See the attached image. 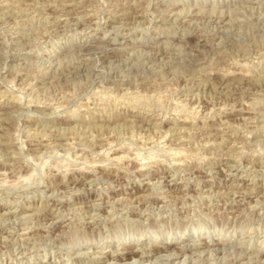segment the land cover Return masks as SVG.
Listing matches in <instances>:
<instances>
[{
    "label": "rangeland",
    "instance_id": "obj_1",
    "mask_svg": "<svg viewBox=\"0 0 264 264\" xmlns=\"http://www.w3.org/2000/svg\"><path fill=\"white\" fill-rule=\"evenodd\" d=\"M0 18V264H264V0Z\"/></svg>",
    "mask_w": 264,
    "mask_h": 264
},
{
    "label": "bare ground",
    "instance_id": "obj_2",
    "mask_svg": "<svg viewBox=\"0 0 264 264\" xmlns=\"http://www.w3.org/2000/svg\"><path fill=\"white\" fill-rule=\"evenodd\" d=\"M1 19V18H0ZM167 253V252H166ZM133 261V260H132Z\"/></svg>",
    "mask_w": 264,
    "mask_h": 264
}]
</instances>
